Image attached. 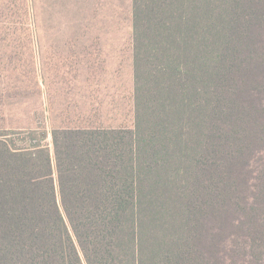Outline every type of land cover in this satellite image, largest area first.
Instances as JSON below:
<instances>
[{"label":"trees","instance_id":"obj_1","mask_svg":"<svg viewBox=\"0 0 264 264\" xmlns=\"http://www.w3.org/2000/svg\"><path fill=\"white\" fill-rule=\"evenodd\" d=\"M131 16L132 127L52 128L51 149L45 128L0 131V264H219L226 225L249 244L224 256L264 262V162L261 203L240 183L250 130L264 138V0H132Z\"/></svg>","mask_w":264,"mask_h":264},{"label":"rangeland","instance_id":"obj_2","mask_svg":"<svg viewBox=\"0 0 264 264\" xmlns=\"http://www.w3.org/2000/svg\"><path fill=\"white\" fill-rule=\"evenodd\" d=\"M20 2L29 7V17L19 20L21 30L15 22L16 0H0V131L45 128L51 149L52 128L97 124L132 127V0ZM260 37L258 43L263 48L264 22ZM249 70L264 79V67L253 63ZM246 85L250 91L258 88L252 76ZM249 103L254 106L255 118L264 121V90ZM155 118L161 129L165 127L164 119ZM172 119L169 117V123ZM250 135L255 136L254 128L247 146L252 152L240 160L242 196L261 203V186L259 181L254 183V177L264 162V138L250 139ZM161 172L152 173L146 180L165 181ZM239 232L243 238H237L238 246L248 245L244 232L226 225L213 242L217 251L210 254L219 264H264L257 262L260 257L247 260L239 249L232 258L224 256L227 251L222 247L232 246Z\"/></svg>","mask_w":264,"mask_h":264}]
</instances>
